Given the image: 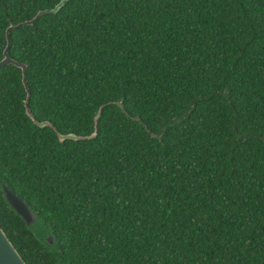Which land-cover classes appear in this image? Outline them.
Listing matches in <instances>:
<instances>
[{
  "label": "trees",
  "instance_id": "1",
  "mask_svg": "<svg viewBox=\"0 0 264 264\" xmlns=\"http://www.w3.org/2000/svg\"><path fill=\"white\" fill-rule=\"evenodd\" d=\"M59 1L0 0V59ZM9 36L55 127L0 66V226L27 264H264V0H68Z\"/></svg>",
  "mask_w": 264,
  "mask_h": 264
},
{
  "label": "water",
  "instance_id": "2",
  "mask_svg": "<svg viewBox=\"0 0 264 264\" xmlns=\"http://www.w3.org/2000/svg\"><path fill=\"white\" fill-rule=\"evenodd\" d=\"M66 1L68 0H60L54 7L40 10L32 18L18 22L17 24H10L6 29L7 43L3 50V57L0 59V66L6 65V64H14L15 66L21 68L22 82L26 89V99L24 101L25 112L30 117V119L39 127L51 126L55 129V127L46 120L44 121L36 120V118L33 116L29 108L28 102L30 98V92H29V88L26 82V67L27 66L25 63H21L10 57L9 52H8V46L10 43L9 33L12 29H15L18 26L32 24L39 16L43 15L44 13H56L64 5ZM117 104L120 105L121 108H123V106L120 103H117ZM100 114H101V106L94 118L95 120L94 131L91 134L82 136V135H77L72 132L66 133V134L57 132L59 141L62 142L65 139H72V140L85 139V138L90 139V138L95 137L97 134V120L100 117ZM1 188H2V193L5 198L6 203L10 206L11 209L15 211L16 214H18L23 219L25 224L31 225L32 223H34L36 220V216L34 212L31 210V208L29 207V205L4 183H1ZM47 241L49 242L50 245H53L54 236L49 235L47 237ZM0 264H27L22 258V256L19 254L17 249L14 247V245L12 244V242L10 241V239L8 238V236L6 235V233L4 232L1 226H0Z\"/></svg>",
  "mask_w": 264,
  "mask_h": 264
}]
</instances>
